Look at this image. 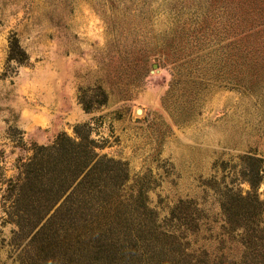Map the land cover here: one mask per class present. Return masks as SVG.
Returning <instances> with one entry per match:
<instances>
[{
  "label": "rangeland",
  "instance_id": "1",
  "mask_svg": "<svg viewBox=\"0 0 264 264\" xmlns=\"http://www.w3.org/2000/svg\"><path fill=\"white\" fill-rule=\"evenodd\" d=\"M79 123L129 180L60 239L14 241L0 211V264H264V207L222 208L245 163L264 176V0H0L5 176L20 138Z\"/></svg>",
  "mask_w": 264,
  "mask_h": 264
},
{
  "label": "trees",
  "instance_id": "2",
  "mask_svg": "<svg viewBox=\"0 0 264 264\" xmlns=\"http://www.w3.org/2000/svg\"><path fill=\"white\" fill-rule=\"evenodd\" d=\"M82 102L90 112L92 108ZM93 130L90 123H79L74 136L61 132L50 143L31 142L30 146L20 138L17 146L28 154L17 157L14 174L6 177L5 167L0 166V211L4 222L15 226L14 241L30 240L33 245L60 239L61 231L79 229L90 202H110L117 196L115 189L127 183L126 163L101 155L99 149L104 146L92 136ZM257 160L260 164L245 163L240 171L249 190L227 189L223 193L222 208L234 227L255 228L263 211L259 193L263 160ZM28 252L36 253L34 248Z\"/></svg>",
  "mask_w": 264,
  "mask_h": 264
}]
</instances>
